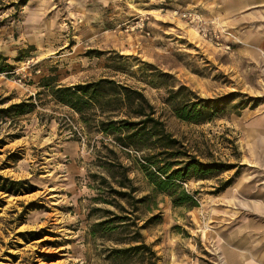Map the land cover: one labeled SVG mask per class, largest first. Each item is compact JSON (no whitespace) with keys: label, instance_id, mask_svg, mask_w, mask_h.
<instances>
[{"label":"rangeland","instance_id":"374dc122","mask_svg":"<svg viewBox=\"0 0 264 264\" xmlns=\"http://www.w3.org/2000/svg\"><path fill=\"white\" fill-rule=\"evenodd\" d=\"M218 20L189 0H0V110L35 105L0 114V176L34 189L0 191V264H225L216 238L244 217L216 216L249 199L218 189L241 175L264 182V64ZM100 79L141 92L147 113L201 161L236 168L183 183L199 207H174L153 193L149 151L100 132L101 110L100 120L81 116L53 95ZM180 88L178 99H224L226 111L184 122L169 99ZM137 232L155 256L116 259L139 245Z\"/></svg>","mask_w":264,"mask_h":264},{"label":"trees","instance_id":"16d2710c","mask_svg":"<svg viewBox=\"0 0 264 264\" xmlns=\"http://www.w3.org/2000/svg\"><path fill=\"white\" fill-rule=\"evenodd\" d=\"M169 92L173 112L184 122L204 124L226 111L224 99L186 101L178 99L180 96L187 97L185 88ZM53 95L61 103L75 109L81 116L91 115L98 120L102 115H99L97 110H101V113L107 116V121H99L100 132L114 136L115 141L123 148L138 152L149 151L143 155L146 163L143 167L153 186V193L168 197L174 207L187 209L199 207L197 194L188 191L183 183L192 178L207 179L236 168L234 164L203 162L198 159L166 130L163 121L155 119L153 113H147V108L151 107L147 105L148 102L141 92L117 84L114 80L100 79L92 83L60 87L53 91ZM32 101L33 98L30 97L27 102L1 109L0 114L6 117L11 113L14 115L32 113L35 108ZM112 104H115V107L119 105L120 108L110 109ZM121 114L125 117L113 119ZM232 183L233 179L225 181L217 193L225 191ZM0 191L21 194L26 191L33 192L34 189L27 182L12 181L0 176ZM147 199L146 196L140 199V202ZM104 225L103 221L97 223L95 227L100 228ZM136 235L140 240L135 242H140L137 243L139 245L115 249L116 259L126 261L137 255L143 259L155 256L151 246L143 242V236L139 232Z\"/></svg>","mask_w":264,"mask_h":264},{"label":"crops","instance_id":"0c3cea01","mask_svg":"<svg viewBox=\"0 0 264 264\" xmlns=\"http://www.w3.org/2000/svg\"><path fill=\"white\" fill-rule=\"evenodd\" d=\"M201 13L219 18L223 27L233 28L243 50L250 58L264 64V0H189ZM262 176L241 175L223 195L248 198L247 203L228 201L231 210L216 217L236 223L229 234L216 238L225 264H264V182ZM224 223V224H225ZM235 245V246H233Z\"/></svg>","mask_w":264,"mask_h":264},{"label":"built area","instance_id":"2783aa9c","mask_svg":"<svg viewBox=\"0 0 264 264\" xmlns=\"http://www.w3.org/2000/svg\"><path fill=\"white\" fill-rule=\"evenodd\" d=\"M82 141H85V138L84 137H81Z\"/></svg>","mask_w":264,"mask_h":264}]
</instances>
